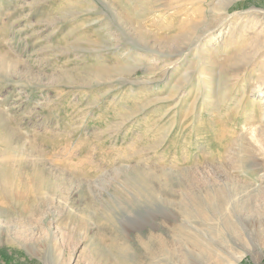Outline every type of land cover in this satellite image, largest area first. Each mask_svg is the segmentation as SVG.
Wrapping results in <instances>:
<instances>
[{
    "label": "rangeland",
    "instance_id": "374dc122",
    "mask_svg": "<svg viewBox=\"0 0 264 264\" xmlns=\"http://www.w3.org/2000/svg\"><path fill=\"white\" fill-rule=\"evenodd\" d=\"M263 130L264 0H0V264H264Z\"/></svg>",
    "mask_w": 264,
    "mask_h": 264
},
{
    "label": "bare ground",
    "instance_id": "6f19581e",
    "mask_svg": "<svg viewBox=\"0 0 264 264\" xmlns=\"http://www.w3.org/2000/svg\"><path fill=\"white\" fill-rule=\"evenodd\" d=\"M263 132H264V130H263ZM226 230H230V228H229V229H226ZM232 231L235 232V233H231V236L237 238L236 233H238V235H239V231L237 230V228H236V229H235V228H232ZM229 235H230V234H229ZM186 239H187V240L189 239V241L192 242L193 245H195V246H197V247H201V242H200V240H198L197 237H194V236H193V237H188V238H186ZM225 240H226V241H229L228 239H225ZM208 258H210V257H208ZM214 261L217 262L216 259H214ZM224 264H227V263L225 262Z\"/></svg>",
    "mask_w": 264,
    "mask_h": 264
}]
</instances>
